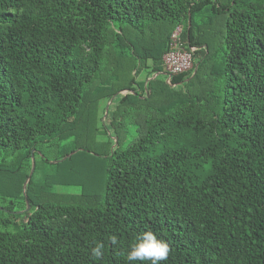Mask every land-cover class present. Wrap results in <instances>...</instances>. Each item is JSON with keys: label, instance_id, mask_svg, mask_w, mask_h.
I'll return each mask as SVG.
<instances>
[{"label": "trees", "instance_id": "16d2710c", "mask_svg": "<svg viewBox=\"0 0 264 264\" xmlns=\"http://www.w3.org/2000/svg\"><path fill=\"white\" fill-rule=\"evenodd\" d=\"M0 207V264H129L146 229L264 264V0H0Z\"/></svg>", "mask_w": 264, "mask_h": 264}, {"label": "clouds", "instance_id": "9594fccd", "mask_svg": "<svg viewBox=\"0 0 264 264\" xmlns=\"http://www.w3.org/2000/svg\"><path fill=\"white\" fill-rule=\"evenodd\" d=\"M110 239L112 244L117 243L115 236ZM169 252V244L164 239H160L151 229H146L136 234L128 245L124 257L129 264H137V262L138 264H163L167 261ZM103 256L104 244L95 241L90 248V258L93 261H99Z\"/></svg>", "mask_w": 264, "mask_h": 264}, {"label": "built area", "instance_id": "2783aa9c", "mask_svg": "<svg viewBox=\"0 0 264 264\" xmlns=\"http://www.w3.org/2000/svg\"><path fill=\"white\" fill-rule=\"evenodd\" d=\"M183 30L178 26L171 34L169 49L162 58L165 73L168 77L167 82L172 76L188 72L193 69V51L186 49L181 40Z\"/></svg>", "mask_w": 264, "mask_h": 264}, {"label": "water", "instance_id": "95a60500", "mask_svg": "<svg viewBox=\"0 0 264 264\" xmlns=\"http://www.w3.org/2000/svg\"><path fill=\"white\" fill-rule=\"evenodd\" d=\"M188 22L190 23V18L188 20ZM109 105V104H108ZM108 105L106 107V113L108 111ZM33 151H32V154H31V160H32V164H31V170H30V173H29V176L27 177V179L25 180L24 184H23V195H24V198H25V203H26V209L24 211H20L19 213H24V212H27L29 211L30 209V205H29V201H28V198H27V185L31 179V176L34 172V169H35V163H34V156H33ZM73 153L69 154L68 156H66L65 158L71 156ZM0 210H4L6 212H8L7 210L3 209L2 207H0ZM13 213H17V212H13Z\"/></svg>", "mask_w": 264, "mask_h": 264}, {"label": "rangeland", "instance_id": "374dc122", "mask_svg": "<svg viewBox=\"0 0 264 264\" xmlns=\"http://www.w3.org/2000/svg\"><path fill=\"white\" fill-rule=\"evenodd\" d=\"M60 189H62V188H60ZM71 190V189H70Z\"/></svg>", "mask_w": 264, "mask_h": 264}]
</instances>
